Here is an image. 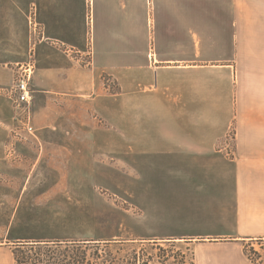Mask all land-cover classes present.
Segmentation results:
<instances>
[{
    "label": "crops",
    "instance_id": "0c3cea01",
    "mask_svg": "<svg viewBox=\"0 0 264 264\" xmlns=\"http://www.w3.org/2000/svg\"><path fill=\"white\" fill-rule=\"evenodd\" d=\"M29 59L33 142L73 151L62 170L83 164L113 179V161L140 164L199 221L187 236L202 240L191 243L194 264H251L243 242L264 239V0H0L8 181L23 144L10 141L8 86ZM58 131L64 140L43 141ZM22 190L0 184V207ZM0 264H15L11 248L0 247Z\"/></svg>",
    "mask_w": 264,
    "mask_h": 264
},
{
    "label": "rangeland",
    "instance_id": "374dc122",
    "mask_svg": "<svg viewBox=\"0 0 264 264\" xmlns=\"http://www.w3.org/2000/svg\"><path fill=\"white\" fill-rule=\"evenodd\" d=\"M37 37L38 30L35 34L33 32V38ZM75 56L72 54V57ZM84 58L81 59L82 62L85 61ZM26 62L33 64L30 59ZM12 69L14 78L8 86L11 97L18 79L17 65L12 66ZM33 74L29 82L32 96L29 108L31 125L35 111V96L31 87ZM17 125L15 117V124L10 130V141L23 144L16 159L11 160L13 164L8 172L12 180L0 177V184L5 182L9 186L15 181L23 190L21 196L15 197L16 204H10L7 198L5 208L0 207V247L8 250L18 242L42 239L88 242L90 244L87 245L86 252L89 259L98 257L102 261L113 262V258H123L141 249L150 254L152 251L149 249V240L161 242L171 239L175 251L181 252L187 260L191 259V243L199 244L202 240L194 239L189 242L187 236L195 230L194 225L199 221L195 220L194 214L182 209L181 197L164 195L158 191L159 182L143 179L142 165L113 161V179L89 174L83 164L75 163L69 165V169L62 170L63 161L69 155L72 158L73 151L51 148V145L40 148L33 142L34 133L20 132L22 137L16 139L12 131ZM64 139L58 131L45 136L43 141L59 142ZM233 139L234 133L230 132L226 138L228 149L225 147L229 153V144ZM37 157L39 162L34 166ZM159 245L167 248L164 243ZM242 245L243 253L245 245L253 264H264V239L245 241ZM23 247V251H30L29 246ZM60 247L48 244L36 246L32 251H40L45 258L47 254L54 253L59 257L62 252ZM32 254L33 252L30 256L34 257ZM244 256L251 263L245 254Z\"/></svg>",
    "mask_w": 264,
    "mask_h": 264
},
{
    "label": "trees",
    "instance_id": "16d2710c",
    "mask_svg": "<svg viewBox=\"0 0 264 264\" xmlns=\"http://www.w3.org/2000/svg\"><path fill=\"white\" fill-rule=\"evenodd\" d=\"M77 55V54H75ZM77 57V56H76ZM103 80L105 83V87L114 93H119L120 89L116 85L115 82H112L111 79L104 75ZM114 86V88H113ZM233 132V131H231ZM261 241L263 239H256ZM187 241V240H186ZM251 241V240H250ZM116 242V241H113ZM159 243H164L167 248H163L159 245ZM173 240H161V242H157V240L152 239L149 240L150 244V254H147L145 250L139 252H132L131 255H126L123 258H113V262L108 260L102 261L101 258L95 259L87 256L86 248L90 243L88 242H70V241H45L44 243L34 241L31 243H22L18 242L16 245H13L11 248V252L15 261V264H194L193 255L191 254V259L187 260V258L179 251H175V246ZM59 245L62 249L60 252V256L54 254H47L45 258L43 253L34 252L32 249H36V246L41 245ZM23 246H29L30 251H23ZM34 257L30 256L32 253ZM155 252V254H154ZM244 254L253 264V261L247 255L246 247L244 245ZM56 255V256H55Z\"/></svg>",
    "mask_w": 264,
    "mask_h": 264
},
{
    "label": "built area",
    "instance_id": "2783aa9c",
    "mask_svg": "<svg viewBox=\"0 0 264 264\" xmlns=\"http://www.w3.org/2000/svg\"><path fill=\"white\" fill-rule=\"evenodd\" d=\"M33 71L34 65L31 62H26L17 66L18 79L14 84L12 91L13 107L18 122L16 129L12 131V133L16 139L22 137L20 132H26L32 135L34 133L29 110L32 100L29 82Z\"/></svg>",
    "mask_w": 264,
    "mask_h": 264
}]
</instances>
